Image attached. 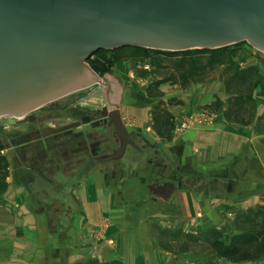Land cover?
Listing matches in <instances>:
<instances>
[{"label":"crops","instance_id":"0c3cea01","mask_svg":"<svg viewBox=\"0 0 264 264\" xmlns=\"http://www.w3.org/2000/svg\"><path fill=\"white\" fill-rule=\"evenodd\" d=\"M180 91L158 94L170 112L169 124L159 130L142 94L114 98L136 142L120 159L98 160L118 145L117 136L104 143L102 126L86 114L62 135L53 132L50 144L38 141V154L54 145V162L7 155L0 264H164L167 243L159 247L156 235L165 228L196 229L204 220H230L238 210L262 204L264 96L258 95L249 120H236L224 114L228 94L218 80L192 82ZM202 105L212 121H188ZM59 135L62 145L55 142ZM26 147L20 142V150Z\"/></svg>","mask_w":264,"mask_h":264},{"label":"water","instance_id":"95a60500","mask_svg":"<svg viewBox=\"0 0 264 264\" xmlns=\"http://www.w3.org/2000/svg\"><path fill=\"white\" fill-rule=\"evenodd\" d=\"M241 40L264 50V0H0V116L25 118L102 83L87 62L99 48L184 50ZM109 113L118 145L98 160L136 146L117 102Z\"/></svg>","mask_w":264,"mask_h":264},{"label":"rangeland","instance_id":"374dc122","mask_svg":"<svg viewBox=\"0 0 264 264\" xmlns=\"http://www.w3.org/2000/svg\"><path fill=\"white\" fill-rule=\"evenodd\" d=\"M229 49L226 55L220 57V63L215 66L214 72L216 74L214 78L207 81L218 80L220 86L222 85L225 89L223 79H228L230 75H233L235 69H251L249 71V79H264L263 49H257L256 45L248 40L238 41ZM160 50L163 49L144 46L140 48L124 46L114 51L110 48H105L96 53L93 59L97 62L98 67H93V69L102 78L101 80L106 82L105 85H109L110 99H118L120 94V96H130V98H137V96L140 97L142 94L140 98L150 102L153 108L157 105L165 107V104L158 98V95L152 96L147 91V86L157 77V73L151 71L155 67L153 61L169 62L174 58L169 52H162ZM208 57V53L203 54L201 62L208 61ZM87 62L89 63L90 61L87 60ZM164 83L161 88L152 86L151 92L156 93V91H160L163 93V90L165 92L166 90L171 91L177 88L178 92L181 93L182 91L180 90L186 88L180 84L168 81ZM106 87H102L99 83H93L87 87L48 101L41 107L31 110L25 118H16L12 122L3 123V117L0 116L1 152L6 156L23 154L25 158H28L27 162L35 159L54 162V154L57 153V150L53 149L54 145L51 144L52 149H44V151L38 154L35 151L39 143L38 141L43 139V144L41 145H44V143H47L46 145L50 144L53 140V132L66 131L70 125L79 122L82 118H87V116L91 118V122L95 121L102 126L104 132H102L101 136L104 143L112 138L114 139L116 134L113 126L110 124L104 125L100 122V116H103L106 112L105 108H108L104 95ZM144 87L146 88L147 97L143 93ZM258 95H262L260 85H257L254 92L255 103L251 104L249 100H246V102L241 104L240 112L242 114L249 115L251 112L253 114L256 112ZM201 107V109H206L204 105ZM81 109H84V113H82ZM20 142L27 146L26 150L25 148L24 150H20ZM55 142L58 145H62L60 135L59 140L56 139ZM31 143L33 147L30 146ZM258 205V207L247 209L248 212L242 210V212H238V210L230 220L227 219L228 221L220 215L219 219L221 220H204L199 222L200 226L196 229L191 227L183 229L165 228L160 236L156 235L159 247L164 248L163 244L167 243L165 245V259L166 257L167 259L164 264H264V255L257 259L235 261L216 255L213 248H211V240L214 238L228 243L235 235L258 229L259 226L256 222L264 219V202ZM239 213L243 214L239 215ZM258 213L261 215L258 216ZM198 215L201 216L202 213L199 212ZM223 219L226 220L225 223L221 222ZM79 262L82 261L75 262L74 264ZM120 262L124 264L122 261Z\"/></svg>","mask_w":264,"mask_h":264},{"label":"trees","instance_id":"16d2710c","mask_svg":"<svg viewBox=\"0 0 264 264\" xmlns=\"http://www.w3.org/2000/svg\"><path fill=\"white\" fill-rule=\"evenodd\" d=\"M237 43V42H235ZM140 48L139 45H123ZM234 43L214 48H189L184 50H160L162 52H169L174 56L173 60L169 62L153 61L155 67L151 69L153 73H157V77L152 83L147 86V91L150 95H158L161 92H151L152 86H156L162 82H170L180 84L183 87L188 86L192 82L207 81L214 78L215 66L220 63V57L226 55ZM119 47L110 48L113 51ZM146 47V46H144ZM152 48V47H149ZM105 48H99L93 52L87 60L90 66L98 67L97 62L93 56ZM159 49V48H156ZM209 55L208 61L201 62L203 54ZM222 69V68H221ZM255 69V67H254ZM251 69H235V73L230 75L228 79H223L225 84V92L228 94L227 107L224 114L227 118L236 120H249L254 114L251 112L249 115L240 112V106L246 100L251 104L255 103L254 92L257 85L261 86V94L264 96V79H249V71ZM145 75V74H144ZM246 96H245V95ZM218 101V100H217ZM153 116L155 118V125L157 122V130L161 125L169 124L170 112L161 105L155 106L153 109ZM2 145L0 144V149ZM9 175V161L7 156L0 150V193L7 187V177ZM243 213H239L241 215ZM261 215L258 213V216ZM243 216V215H242ZM264 218V217H263ZM262 220V221H261ZM256 222L259 226L258 229L249 230L235 235L228 243L223 242L218 238L211 240V248L218 256H224L231 260H251L257 259L264 255V219ZM77 264H121L120 260L99 261L97 259H90Z\"/></svg>","mask_w":264,"mask_h":264},{"label":"built area","instance_id":"2783aa9c","mask_svg":"<svg viewBox=\"0 0 264 264\" xmlns=\"http://www.w3.org/2000/svg\"><path fill=\"white\" fill-rule=\"evenodd\" d=\"M188 121H194L199 123H209L212 121V115L209 113L207 109H200L198 112L189 115Z\"/></svg>","mask_w":264,"mask_h":264},{"label":"flooded vegetation","instance_id":"af4514ba","mask_svg":"<svg viewBox=\"0 0 264 264\" xmlns=\"http://www.w3.org/2000/svg\"><path fill=\"white\" fill-rule=\"evenodd\" d=\"M112 102H114V100H111V99L108 100V103H107L108 104V108H105L106 109V112L104 113L103 116H100V122H101V124H104V125H109L110 124V125H112L111 120H110L111 119V116H110V113H109V109L111 107V103Z\"/></svg>","mask_w":264,"mask_h":264}]
</instances>
